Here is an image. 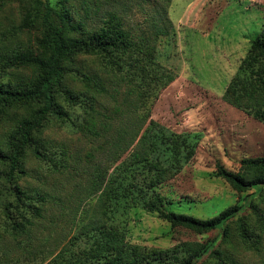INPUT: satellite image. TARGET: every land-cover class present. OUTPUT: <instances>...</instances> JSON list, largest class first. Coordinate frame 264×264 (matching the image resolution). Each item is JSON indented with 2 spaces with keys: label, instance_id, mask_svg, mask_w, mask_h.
<instances>
[{
  "label": "trees",
  "instance_id": "obj_1",
  "mask_svg": "<svg viewBox=\"0 0 264 264\" xmlns=\"http://www.w3.org/2000/svg\"><path fill=\"white\" fill-rule=\"evenodd\" d=\"M5 1L0 0V6ZM18 1L24 10L22 27L39 30L40 51L0 53V114L28 108L27 115L0 142V264H207L208 258L214 264H241L220 244L228 241L231 222L244 245L258 249L264 209L255 199L264 191V156L242 157L236 171L216 163L215 175L236 191L254 188L245 202L228 205L207 218L166 210L167 198L155 188L193 155L196 139L189 132L175 133L149 119L144 106L146 88L165 87L176 73L156 65L152 46L145 39L135 40L116 13L107 12L98 25L89 28L90 2L95 5L96 0H82V13L65 6L67 0L61 6L50 0ZM165 21L170 26L169 19ZM156 32L168 33L167 26ZM246 52L222 97L264 123V25ZM81 55L98 58L99 68L92 73L80 69L75 60ZM18 68L30 72L13 73L8 80L2 77ZM68 80L78 81L81 89L69 86ZM120 84L126 88L122 98H117ZM102 94L110 97L106 99L110 105L103 110L95 105ZM53 117L72 130L109 142L110 154L103 168L95 167L88 190L90 197L100 192L95 219L88 220L85 210L78 214L67 208L64 198L43 190L28 192L16 183L25 172L28 150L52 172L67 170L66 148H52L40 136ZM124 154V160L103 181ZM133 205L157 212L173 227L220 232L204 242L181 241L167 248L130 243L125 234ZM246 209L254 213L253 222L242 214Z\"/></svg>",
  "mask_w": 264,
  "mask_h": 264
},
{
  "label": "rangeland",
  "instance_id": "obj_2",
  "mask_svg": "<svg viewBox=\"0 0 264 264\" xmlns=\"http://www.w3.org/2000/svg\"><path fill=\"white\" fill-rule=\"evenodd\" d=\"M61 1L50 0L56 6H61ZM96 1L95 5L90 2L89 28L98 25L107 12L116 13L135 40L145 39L152 46L156 65L176 73L175 79L165 87L155 89L150 85L145 93L144 111H148L149 119L175 133L189 132L196 139L193 155L182 161L177 170L166 175L165 180L155 188L167 198L165 209L207 218L228 205L245 202L254 188L236 191L223 178L215 175V168L219 162L225 168L236 171L242 157L264 156V123L225 102L222 97L250 42L264 25V0ZM64 4L83 12L82 0H67ZM96 5H99V10H96ZM23 13L18 0H6L0 6L2 55L12 56L18 51L30 49L36 54L40 51L39 30L22 27ZM166 19H169L170 26ZM164 24L168 33L158 34L157 29ZM75 63L89 73L100 66L99 59L93 55L78 56ZM10 72L2 77L8 80L13 73L29 74L30 70L18 68ZM66 83L81 89L78 81L68 80ZM107 85L110 90L109 82ZM118 87L117 98H122L126 87L122 84ZM107 98H110L109 94L99 96L96 107L102 110L104 106L108 107ZM27 113L28 108H11L6 115L0 114V142ZM40 136L52 148H66L67 170L52 172L28 150L24 158L25 172L16 179V183L28 192L43 190L64 198L67 208L77 210L78 214L85 210L88 220L95 219L92 216L97 214L96 201L100 192L90 197L88 190L95 178V167L103 168V160L110 154L109 142L92 138L80 130H72L54 117L45 125ZM125 156L111 165L103 181ZM0 168H3L1 164ZM256 197L257 204L264 209V191ZM58 210L57 207L55 212ZM242 214L253 222L251 209ZM234 225V222L230 223V237L227 242H220L221 247L232 252L241 264H264V232L258 249L247 248L236 235ZM219 232L215 229L198 233L182 226L173 227L157 212L133 205L128 210L125 238L130 243L167 248L181 241L204 242ZM207 264H214L213 259L208 258Z\"/></svg>",
  "mask_w": 264,
  "mask_h": 264
}]
</instances>
